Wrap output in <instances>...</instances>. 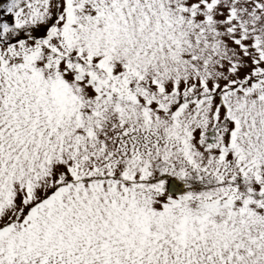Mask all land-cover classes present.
Wrapping results in <instances>:
<instances>
[{
	"label": "snow or ice",
	"instance_id": "obj_1",
	"mask_svg": "<svg viewBox=\"0 0 264 264\" xmlns=\"http://www.w3.org/2000/svg\"><path fill=\"white\" fill-rule=\"evenodd\" d=\"M0 264H264V0H0Z\"/></svg>",
	"mask_w": 264,
	"mask_h": 264
}]
</instances>
